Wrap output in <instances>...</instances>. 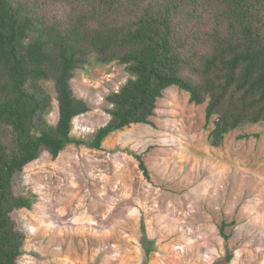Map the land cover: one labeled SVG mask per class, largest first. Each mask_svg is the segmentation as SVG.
<instances>
[{
    "label": "trees",
    "instance_id": "trees-1",
    "mask_svg": "<svg viewBox=\"0 0 264 264\" xmlns=\"http://www.w3.org/2000/svg\"><path fill=\"white\" fill-rule=\"evenodd\" d=\"M119 63L129 79L107 96L110 120L92 138L73 136L90 111L72 80L94 65ZM58 121L50 123L54 98ZM177 86L206 106L210 144L264 123V0H0V264H19L26 234L13 213L38 196L15 178L71 144L99 150L114 132L152 124L165 91ZM148 175L141 154L129 151ZM230 264V234L220 227Z\"/></svg>",
    "mask_w": 264,
    "mask_h": 264
},
{
    "label": "rangeland",
    "instance_id": "rangeland-1",
    "mask_svg": "<svg viewBox=\"0 0 264 264\" xmlns=\"http://www.w3.org/2000/svg\"><path fill=\"white\" fill-rule=\"evenodd\" d=\"M129 79L125 66L94 65L72 80L90 111L73 136L90 139L110 120L107 96ZM54 98L50 123L59 111ZM206 104L177 86L165 91L152 124L109 135L99 150L71 144L44 153L15 178L18 194L38 196L13 213L26 234L19 264H264V123L210 144ZM129 151L141 154L148 175Z\"/></svg>",
    "mask_w": 264,
    "mask_h": 264
}]
</instances>
